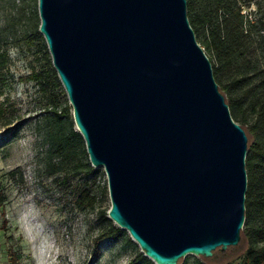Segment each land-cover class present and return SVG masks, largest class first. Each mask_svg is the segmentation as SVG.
<instances>
[{
  "label": "water",
  "instance_id": "water-1",
  "mask_svg": "<svg viewBox=\"0 0 264 264\" xmlns=\"http://www.w3.org/2000/svg\"><path fill=\"white\" fill-rule=\"evenodd\" d=\"M40 31L108 216L156 264L238 245L249 135L231 113L188 0H38Z\"/></svg>",
  "mask_w": 264,
  "mask_h": 264
},
{
  "label": "rangeland",
  "instance_id": "rangeland-1",
  "mask_svg": "<svg viewBox=\"0 0 264 264\" xmlns=\"http://www.w3.org/2000/svg\"><path fill=\"white\" fill-rule=\"evenodd\" d=\"M36 8V0H0V53L7 56L0 69V102L9 105L14 118L0 126V264H156L151 258L131 263L142 251L131 236L97 242L107 225L101 211L111 207L104 167L96 177L70 175L60 184L38 163L42 141L36 123L44 109L35 82L26 79L42 64L39 43L30 38ZM250 9L257 5L244 11ZM86 179L95 180L98 202L79 209L75 199ZM246 245L243 239L207 261L187 254L179 264H222L238 259Z\"/></svg>",
  "mask_w": 264,
  "mask_h": 264
},
{
  "label": "trees",
  "instance_id": "trees-1",
  "mask_svg": "<svg viewBox=\"0 0 264 264\" xmlns=\"http://www.w3.org/2000/svg\"><path fill=\"white\" fill-rule=\"evenodd\" d=\"M31 40L39 43L42 64L26 79L33 80L40 94L44 112L36 123L42 146L37 152L41 167L57 181L67 182L70 175L98 176L102 167L92 165L84 136L76 126L73 107L56 70L45 36L40 31L38 0ZM257 5V9L244 11ZM188 16L199 43L212 61L214 75L226 94L233 118L241 123L248 135L246 157L248 188L246 220L242 237L246 239L244 253L222 264H264V12L261 0H188ZM7 61L0 53V69ZM10 107L0 102V126L14 122ZM92 180V179H91ZM95 180H85L79 186L75 204L79 209L94 207L98 202ZM4 196L0 192V205ZM107 224L96 240H118L131 237L118 226L107 209L101 211ZM240 241V242H241ZM239 242V243H240ZM236 246V245H235ZM227 250L216 249L213 256ZM211 257H204L206 261ZM151 259L139 251L131 263ZM181 260L179 261V263ZM207 264L206 262H203Z\"/></svg>",
  "mask_w": 264,
  "mask_h": 264
}]
</instances>
